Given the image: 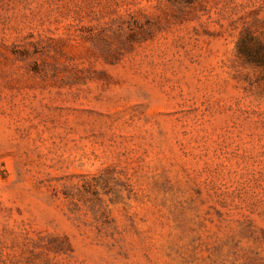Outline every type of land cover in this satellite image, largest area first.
<instances>
[{
    "label": "rangeland",
    "instance_id": "rangeland-1",
    "mask_svg": "<svg viewBox=\"0 0 264 264\" xmlns=\"http://www.w3.org/2000/svg\"><path fill=\"white\" fill-rule=\"evenodd\" d=\"M264 0H0V264H264Z\"/></svg>",
    "mask_w": 264,
    "mask_h": 264
},
{
    "label": "trees",
    "instance_id": "trees-1",
    "mask_svg": "<svg viewBox=\"0 0 264 264\" xmlns=\"http://www.w3.org/2000/svg\"><path fill=\"white\" fill-rule=\"evenodd\" d=\"M239 53L248 62L259 67L264 75V43L243 38L239 45Z\"/></svg>",
    "mask_w": 264,
    "mask_h": 264
}]
</instances>
